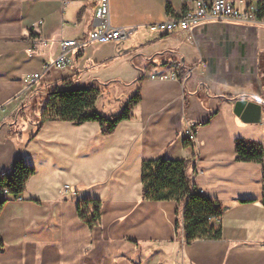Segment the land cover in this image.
Segmentation results:
<instances>
[{
	"label": "crops",
	"instance_id": "0c3cea01",
	"mask_svg": "<svg viewBox=\"0 0 264 264\" xmlns=\"http://www.w3.org/2000/svg\"><path fill=\"white\" fill-rule=\"evenodd\" d=\"M99 1L0 0V176L18 160L34 170L21 201L0 213V264H264L262 167L235 159L237 141L264 147L263 28L204 25L195 41L160 35L136 52L120 42L90 44L62 71L24 85L25 75L52 64L62 41L99 27ZM227 1L239 9L264 2ZM181 12V0H109L108 20L136 30ZM176 63L182 71L169 67ZM158 74L174 78H151ZM66 79L94 88L119 82L140 102L109 135L97 123L49 121L32 137L36 116L19 112ZM237 100L260 105V123L236 117ZM188 125L193 146L183 137ZM159 158L190 162L192 183L221 206L219 241L185 244L175 230L177 204L141 199V163ZM86 199L101 203L92 230L76 214Z\"/></svg>",
	"mask_w": 264,
	"mask_h": 264
},
{
	"label": "trees",
	"instance_id": "16d2710c",
	"mask_svg": "<svg viewBox=\"0 0 264 264\" xmlns=\"http://www.w3.org/2000/svg\"><path fill=\"white\" fill-rule=\"evenodd\" d=\"M258 4L264 13V2ZM261 65L264 67V63ZM176 71H182L181 66ZM100 97L97 88L79 86L68 79L63 80L59 88L46 92L43 98H38L41 109H33V112L37 113V122L34 124L35 132L32 137L44 123L49 121L68 122L76 126L97 123L101 133L109 135L119 123L130 119L132 109L140 102L137 91L124 104L118 117L107 119L95 108V102ZM18 116L25 119L24 113L19 112ZM235 155L238 162L261 165L263 182L261 204L264 207V147L257 143L237 141ZM189 167L190 162L185 160L159 158L142 162L141 199L155 202L173 201L177 204L175 230L181 235L185 244L189 245L197 241H219L222 236L220 224L210 222L209 219H220L221 206L196 188L190 180ZM33 175L34 170L18 160L12 164L7 174L0 176V213L8 201L21 196L26 182ZM4 190L6 194H3ZM76 214L78 219L92 230L100 224L101 203L90 199L77 202ZM2 248L0 238V250Z\"/></svg>",
	"mask_w": 264,
	"mask_h": 264
},
{
	"label": "built area",
	"instance_id": "2783aa9c",
	"mask_svg": "<svg viewBox=\"0 0 264 264\" xmlns=\"http://www.w3.org/2000/svg\"><path fill=\"white\" fill-rule=\"evenodd\" d=\"M64 3L70 0H62ZM182 12L167 20L155 23L149 26L152 32H158L161 35H171L183 33L188 40L195 41L194 34L196 30L204 25L223 24L235 27H258L264 26V13L259 4L252 1L247 2L243 9L237 8L227 0H181ZM261 15V17H259ZM109 0H100L95 10V19L99 22V27L92 30L86 39L64 40L60 43V53L50 66L44 65L42 73L25 75L22 83L31 88L41 77L45 75L50 68L61 70L71 65V54L82 51L90 44L118 43L127 40L134 29L112 28L109 24ZM46 46V42H41ZM176 69V67H175ZM151 78L164 80L174 78V74L152 75ZM183 137L189 145L195 142V132L192 125H188ZM6 194V191H3ZM15 200L21 201L20 197ZM215 224L220 219L211 220Z\"/></svg>",
	"mask_w": 264,
	"mask_h": 264
},
{
	"label": "rangeland",
	"instance_id": "374dc122",
	"mask_svg": "<svg viewBox=\"0 0 264 264\" xmlns=\"http://www.w3.org/2000/svg\"><path fill=\"white\" fill-rule=\"evenodd\" d=\"M155 24V23H154ZM152 24H145L141 25L136 28V30L132 33V35L125 41L120 42L118 45L121 50H126V51H133L136 52L137 50H143L146 48L150 43L157 41L158 39L156 38L157 36H160L158 32H152L149 29V26ZM259 29L263 28L264 26H258ZM257 28V27H256ZM261 30V29H260ZM259 60L260 63H264V51H261L259 54ZM176 64H169L171 69H175V67H178L179 65ZM260 64V72L259 74L260 78H264V67ZM175 67H172L174 66ZM66 68V67H65ZM64 69V68H63ZM58 70L57 72L62 71ZM46 76H42L40 80L45 79ZM76 85H82L79 82L75 83ZM188 86V85H187ZM95 87L100 91L101 97L98 98V100L95 102V108L96 111L102 116L107 119H114L119 116L121 113L124 104L127 102V100L132 97L134 93V88L130 86H124V84H120L119 82H112L107 84L106 87L100 86V85H95ZM261 100L264 101V86L262 87V92H261ZM40 101L39 99H36L30 106H28L26 112H25V117L26 118H34L37 116V113L35 114L33 109L39 110L41 109V105L39 104Z\"/></svg>",
	"mask_w": 264,
	"mask_h": 264
},
{
	"label": "water",
	"instance_id": "95a60500",
	"mask_svg": "<svg viewBox=\"0 0 264 264\" xmlns=\"http://www.w3.org/2000/svg\"><path fill=\"white\" fill-rule=\"evenodd\" d=\"M183 59L181 62L183 63ZM233 113L244 122L260 123L261 106L244 100L233 103Z\"/></svg>",
	"mask_w": 264,
	"mask_h": 264
}]
</instances>
